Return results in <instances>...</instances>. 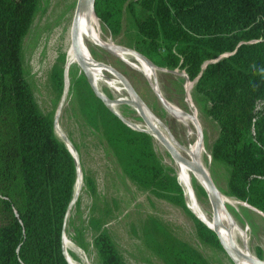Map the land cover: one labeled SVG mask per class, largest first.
<instances>
[{
  "label": "trees",
  "instance_id": "16d2710c",
  "mask_svg": "<svg viewBox=\"0 0 264 264\" xmlns=\"http://www.w3.org/2000/svg\"><path fill=\"white\" fill-rule=\"evenodd\" d=\"M126 2L136 51L159 67L184 69L191 80L201 72L194 87L218 125L211 156L227 168L226 191L264 213V109L255 111L256 101L264 100V0H95V15L114 35ZM37 5L0 0V264H69L62 229L74 195L75 163L54 134L53 114L38 109L21 59ZM59 62L61 84L64 54ZM74 90L85 120L115 152L124 173L143 186L163 182L183 205L173 170L159 164L153 138L124 124L85 80L75 81ZM84 182L97 200L87 174ZM97 212L91 216L97 264H126L102 227L108 211ZM196 230L204 242L222 248L197 218ZM152 247L164 264H210L187 243L155 236Z\"/></svg>",
  "mask_w": 264,
  "mask_h": 264
},
{
  "label": "rangeland",
  "instance_id": "374dc122",
  "mask_svg": "<svg viewBox=\"0 0 264 264\" xmlns=\"http://www.w3.org/2000/svg\"><path fill=\"white\" fill-rule=\"evenodd\" d=\"M76 2L77 0H38L32 23L22 39L21 46L23 72L38 109L53 114L55 136L66 145L60 139L65 135L77 153V168L79 167L81 173L82 185L64 219L63 235L65 234L83 251L90 264H97L92 245L96 225L92 224L91 216L98 213V210L108 211L107 222L102 227L109 231L126 264H164L152 247L155 236L166 237L176 243L189 244L210 264H235L222 248L211 246L198 236L196 217L186 205L184 192L178 181L176 162L164 146L153 138L159 164L173 170L170 175L175 176L176 183L182 191L183 205L178 202L176 194L165 190L163 182L155 180L154 184L143 186L132 181L124 173L115 152L102 135L85 120L80 111L74 90L75 81L80 79V71L75 64H69L68 68H65L64 62L62 83L59 84L57 73L59 58L64 54L66 60L70 43V25ZM127 2L122 7L121 30L118 34H112L100 20L99 26L104 40L110 39L113 43L134 49L133 18L127 8ZM135 13L138 15L141 13L138 4L135 5ZM88 45V54L91 58L111 65L127 77L149 109L168 127L175 140L187 147L195 142V127L190 125L189 131L182 120L174 118L163 108L134 57L127 58L139 70L99 45L92 43ZM161 68L167 70L156 73L161 94L175 107L189 114L192 110L189 107L185 83L186 81L192 83L189 100L194 106L195 117L203 131V145L209 155H204V164L219 191L237 200L226 191L228 175L226 166L214 161L211 156L218 125L206 112L208 103L196 92L194 80L188 78L184 69L177 67L175 73L169 68ZM103 74L107 79L115 78L107 71H103ZM102 85L98 86L109 98L127 96L124 90ZM114 108L128 125L145 128L140 115L130 104L123 102ZM56 114L60 134L56 133L55 129ZM85 174L92 180L99 193L97 200L91 197L85 187ZM191 185L199 206L211 217L212 209L207 193L194 177ZM225 207L243 236L239 238L240 246L256 256L259 252L258 257L264 260V216L240 203ZM69 251L73 259L82 260L78 252Z\"/></svg>",
  "mask_w": 264,
  "mask_h": 264
},
{
  "label": "bare ground",
  "instance_id": "6f19581e",
  "mask_svg": "<svg viewBox=\"0 0 264 264\" xmlns=\"http://www.w3.org/2000/svg\"><path fill=\"white\" fill-rule=\"evenodd\" d=\"M79 39L81 42V46H82L84 52L86 53V55H89L88 54V46H89L88 44L92 43L94 45H99L105 51L109 52L110 54H112L114 56L116 55L118 58H120L121 60H123L127 63L128 62L131 63L130 60H128V58H127L128 56L134 57V59L137 62V65L144 72L147 73V74L146 73L145 74L148 78V82L151 85L153 91L155 92L156 97L158 98V100L161 103V105L163 106V108L170 115H172L174 118L182 120L184 122V124H186L189 131L191 129L190 125H193L195 127V130H196V139H195L194 143L192 142L193 144L190 147H187V146L179 143L177 140H175V138L173 137V135L169 131L168 127L160 120V118H158L151 111L152 119H153L155 125L157 126L158 130L160 131V133L162 135L166 136L167 138L172 140L174 143H176L189 158L197 160L207 170V168L204 164V158H205L204 155H207V156H209V155L205 151V148L203 145V131H202V128H201L200 124L198 123V121L195 117L196 115H195L194 106L190 103V100H189L190 99V96H189L190 93L189 92L191 90L192 83H190L189 81L188 82L186 81V83H185V89H186V93L188 96L187 99H188L189 107L192 110L191 114H189V113L184 112V111L178 109L177 107H175L172 103H170L161 94V92L159 90V84L157 81V74L156 73L158 71H167V70H165L164 68H156L154 66V64L147 57L138 53L137 51H135L132 48L113 43L112 40H110V39L104 40V38L102 36L101 27L99 26V19L97 18L95 13H92L90 11V9L88 7L85 8L84 13H83L81 20H80V23H79ZM71 56H72V54L69 50L68 57H67L68 60L70 59ZM69 64L70 63L67 62L65 65V68H68ZM131 64H133V63H131ZM92 70L95 73V75L97 76V78L100 80L99 81L100 84H94L93 88H94L95 92L99 96H101V98H103L105 100V102H107V104L110 106V108L115 109L114 107L117 104H121L123 102H126V103L130 104L131 106H133L134 109L136 110V106L132 102L130 94L126 91L125 92H126L127 96L125 98H120V97L109 98L108 96H106L102 92V90L100 89L99 86H103L102 84H105L106 86H108V83L115 81V79H107L105 77V75L103 74V71H101L99 68H93ZM175 73H176V71H175ZM66 86H67V84H66ZM55 123H56L55 124L56 133L60 134L61 130H60V127L58 125L57 114H56V118H55ZM164 131L166 133H164ZM60 139L66 144L65 146H67L69 148L70 152L73 154V156L75 158L76 165H77V159L78 158H77V153H76L73 145L70 143L68 138L65 137V135H62V138H60ZM172 158L176 162L175 166L177 169L178 181H179L180 186L184 192L187 207L194 214H198L199 217L201 218V220L211 224V222H212L211 217H209L202 210V208L199 206L197 200L195 199V195L193 193V189H192V185H191L192 177H194L196 179V181H198L201 184V186L203 187V189L206 192L207 186L205 183L204 176L199 171H197L195 169L185 167L184 165L179 163L173 156H172ZM78 168H77V170H78L77 171V178H76V182H75V186H74L73 200L69 204L67 212H68L70 206L72 205V203L75 201L77 194L79 193V191L81 189L82 178H81L80 170ZM221 198H222L224 205L234 206L235 204L240 203V204L245 205L248 208H251L247 204H245L241 201H238V200H233L232 198L228 197L227 195L222 194ZM258 213H260V212H258ZM261 215H263V214H261ZM223 220H224V224H225V229L227 230V233L229 234V236H231V238L233 239V242L236 244V246L239 249L250 253L245 247L243 249L240 246L239 238H243V236L239 233L238 227L235 226V224L233 222H231V220L227 214H224ZM63 249H64L65 256L67 257V259L72 264H90L86 260V257H85V254L83 253V251L79 247H77L73 242H71L65 234L63 235ZM69 250H73V251L78 252V254H80L82 260L73 259L69 253L70 252ZM238 264H247V263H238Z\"/></svg>",
  "mask_w": 264,
  "mask_h": 264
},
{
  "label": "water",
  "instance_id": "95a60500",
  "mask_svg": "<svg viewBox=\"0 0 264 264\" xmlns=\"http://www.w3.org/2000/svg\"><path fill=\"white\" fill-rule=\"evenodd\" d=\"M94 5H95V0H77V2H76L74 13H73L72 20H71V25H70V32H69L70 43H69V47H68V51H67V55H66L65 64L67 62L70 64H75L79 68L80 78L85 80L86 82H88V84L92 88L95 95L103 102V104L108 109H110L117 117H119L123 123L128 125V122L120 116L118 111L113 109V108H110V106L107 104V102H105V100L103 98H101V96H99L95 92L93 85L94 84H100L99 83L100 80L97 78V76L95 75V73L93 72L92 69L93 68H99L101 71H107L115 77L114 78L115 81L108 83V86L112 87L114 89L124 90L130 94L132 102L136 106V111L140 115L145 128L135 127V126H132L130 124L128 126L131 127L132 129L148 133L152 138L156 139L160 144H162L164 146V148L168 151V153L171 156H173L179 163H181L185 167H189V168H192V169L199 171L204 176L205 183L207 186L206 193H207L208 199H209L210 204H211V209H212V216H211L212 222H211V224H209V223L201 220V218L199 217L198 214H195V217L199 221H201L207 228H209L212 232H214L216 234L217 239H218L222 249L224 250V252L228 255V257L235 264H238V263L264 264L263 259L259 258L258 256L254 255V254H251V253H248L246 251L239 249L236 246V244L233 242V239L231 238V236H229V234L227 233V230L225 229L224 220H223L224 214L228 215L231 222H233V219H232L231 215L229 214V212L227 211V209H226V207L222 201V198H221L222 193L217 188V186H216L215 182L213 181L209 171L206 170L201 165V163H199L197 160L189 158L176 143H174L172 140H170L169 138H167L166 136H164L160 133V131L158 130L157 126L155 125V123L152 119L151 110L149 109V107L147 106L145 101L142 99V97L139 95V93L137 92L135 87L132 85V83L127 79V77L123 73H121L120 71H118L117 69L113 68L111 65H109L105 62L94 60L89 55H86V53L84 52V50L81 46L80 39H79V23H80L81 17L83 15L86 7H88L92 13H95L94 12ZM69 50H70L72 56L68 60L67 56H68ZM138 53H140V52H138ZM140 54H142V53H140ZM226 55L227 54H222L219 57H217L216 59H211V60L207 61L203 65V68L205 67L206 64L211 63V62H215V61L221 59L222 57H224ZM129 64L134 66L131 63H129ZM154 66L156 68H161V67L156 66L155 64H154ZM135 68H137V67H135ZM174 70H172V72H175ZM143 73L145 74V72H143ZM200 75H201V72L199 73L197 78L194 80V82L197 81V79ZM59 108H60V106H59ZM65 147L67 148V150L69 151V153L71 154V156L74 160L75 168H76V176H77V165L75 162V158H74L73 154L70 152L69 148L67 146H65ZM75 181H76V179H75ZM74 186H75V182L73 185V190H74ZM72 200H73V197H72L71 201ZM71 201L69 202V204L71 203ZM244 203L247 204L246 202H244ZM247 205L250 206L252 209H254V210H256V211H258L264 215V213H262L260 210L256 209L255 207H253L249 204H247ZM66 214H67V211H66ZM66 214H65V217H66ZM62 252H63L64 257L67 260V262L69 264H72L67 259V257L65 256V253H64L63 229H62Z\"/></svg>",
  "mask_w": 264,
  "mask_h": 264
},
{
  "label": "built area",
  "instance_id": "2783aa9c",
  "mask_svg": "<svg viewBox=\"0 0 264 264\" xmlns=\"http://www.w3.org/2000/svg\"><path fill=\"white\" fill-rule=\"evenodd\" d=\"M263 109H264V100L262 99L257 100L255 104V111L258 112V111H262Z\"/></svg>",
  "mask_w": 264,
  "mask_h": 264
}]
</instances>
